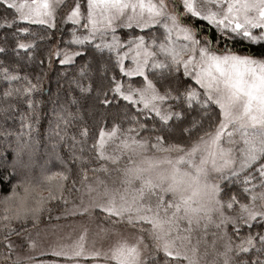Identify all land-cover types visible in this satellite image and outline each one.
I'll use <instances>...</instances> for the list:
<instances>
[{
	"label": "snow or ice",
	"instance_id": "6c2138e0",
	"mask_svg": "<svg viewBox=\"0 0 264 264\" xmlns=\"http://www.w3.org/2000/svg\"><path fill=\"white\" fill-rule=\"evenodd\" d=\"M0 264H264V0H0Z\"/></svg>",
	"mask_w": 264,
	"mask_h": 264
},
{
	"label": "rangeland",
	"instance_id": "374dc122",
	"mask_svg": "<svg viewBox=\"0 0 264 264\" xmlns=\"http://www.w3.org/2000/svg\"><path fill=\"white\" fill-rule=\"evenodd\" d=\"M57 222H53L52 224H56ZM61 225H66L63 229H62V232H68V231H71L72 232V235L75 236L78 234V232L80 231V228H81V225H85L87 227H89V230H90V233L92 231L95 230V223L89 221L88 218H80V217H77V218H73V219H70L69 221H60L59 222ZM41 229L43 230L44 228V225L43 226H40ZM51 231V229L49 228V232ZM50 242L49 240V235H46L43 231H41V244L42 246L46 243Z\"/></svg>",
	"mask_w": 264,
	"mask_h": 264
},
{
	"label": "trees",
	"instance_id": "16d2710c",
	"mask_svg": "<svg viewBox=\"0 0 264 264\" xmlns=\"http://www.w3.org/2000/svg\"><path fill=\"white\" fill-rule=\"evenodd\" d=\"M54 215H55V213H54ZM53 222H55V220H53L51 223H53ZM41 226H43V225H41Z\"/></svg>",
	"mask_w": 264,
	"mask_h": 264
}]
</instances>
